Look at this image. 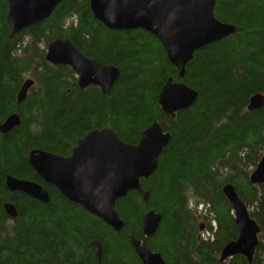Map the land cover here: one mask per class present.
<instances>
[{
    "label": "trees",
    "instance_id": "16d2710c",
    "mask_svg": "<svg viewBox=\"0 0 264 264\" xmlns=\"http://www.w3.org/2000/svg\"><path fill=\"white\" fill-rule=\"evenodd\" d=\"M7 6L0 0V127L14 114L21 123L0 132V264H98L95 240L102 244L100 264H143L130 236L145 240L167 264H264V183L251 181L264 157V108L248 110L253 96L264 95V0H216V18L235 32L194 54L182 81L199 98L174 118L163 112L159 94L168 78L181 79L151 33L111 30L94 18L90 0H64L49 19L11 40ZM60 38L120 70L110 96L97 86L82 90L72 68L46 61L48 44ZM27 79L35 84L19 104ZM154 121L172 140L153 176L141 179L150 198L132 191L117 201L125 223L119 232L66 200L29 164L32 150L68 157L79 139L105 127L136 145ZM7 175L46 187L50 203L11 192ZM227 184L261 228L251 262L242 255L220 261L224 247L239 238L223 193ZM5 203L15 205L16 219ZM150 210L163 219L146 239L142 219Z\"/></svg>",
    "mask_w": 264,
    "mask_h": 264
},
{
    "label": "water",
    "instance_id": "95a60500",
    "mask_svg": "<svg viewBox=\"0 0 264 264\" xmlns=\"http://www.w3.org/2000/svg\"><path fill=\"white\" fill-rule=\"evenodd\" d=\"M64 0H7V23L10 39L50 18ZM96 20L111 30L131 31L141 29L151 33L163 45L169 62L178 70L181 81L168 78L159 94L163 112L174 118L177 113L191 108L199 93L182 80L186 66L194 54L204 47L219 42L235 32V27L218 21L215 16L216 0H90ZM46 61L53 65L69 66L78 77L79 87L98 86L105 96L111 94L120 78V70L87 58L69 39H56L48 44ZM34 81H25L18 93V103H23ZM264 108V95L257 94L250 100L249 111ZM21 119L11 115L0 127L9 134L18 127ZM172 136L166 133L160 122L154 121L141 135L138 144L123 141L112 127L93 130L77 141L71 155L56 156L40 150H32L30 166L47 184L69 202L83 207L116 232L125 227L116 211L117 201L130 192L137 191L145 201L150 198L141 184L158 168L164 149ZM254 184L264 183V157L251 175ZM6 186L11 192H21L44 204L50 203L46 187L31 181L6 176ZM223 192L230 201L239 238L228 244L220 260L242 254L251 262L259 245L261 229L253 220L246 205L233 185L227 184ZM5 210L12 218L18 212L11 204ZM163 216L155 210L148 211L142 219L143 238L156 235ZM130 243L143 264H167L160 253L153 252L145 240L130 237ZM98 264L102 259V245L95 240L91 244Z\"/></svg>",
    "mask_w": 264,
    "mask_h": 264
},
{
    "label": "flooded vegetation",
    "instance_id": "af4514ba",
    "mask_svg": "<svg viewBox=\"0 0 264 264\" xmlns=\"http://www.w3.org/2000/svg\"><path fill=\"white\" fill-rule=\"evenodd\" d=\"M7 9H8V6H7ZM136 30H141V29H136ZM50 186H51V185H50ZM25 195H26V194H25ZM39 202H40V201H39ZM41 203H42V202H41ZM6 204H11V203H5V204H4V210H5V205H6ZM11 205H13V204H11ZM13 206H14L15 210L17 211L15 205H13ZM5 212H6V210H5ZM17 212H18V211H17ZM6 214L8 215L7 212H6ZM8 216H9V215H8ZM9 217H10V216H9ZM17 217H18V216H17ZM17 217H16V218H17ZM10 218L13 219V220L16 219V218H12V217H10ZM102 252H103V250H102Z\"/></svg>",
    "mask_w": 264,
    "mask_h": 264
},
{
    "label": "bare ground",
    "instance_id": "6f19581e",
    "mask_svg": "<svg viewBox=\"0 0 264 264\" xmlns=\"http://www.w3.org/2000/svg\"><path fill=\"white\" fill-rule=\"evenodd\" d=\"M105 26V25H104ZM108 28V27H107ZM124 31V30H123ZM205 48V47H204ZM22 87H23V85H22ZM21 87V88H22ZM21 90V89H20ZM108 96H110V95H108ZM115 131V130H114ZM35 150H40V149H35ZM40 151H43V150H40ZM43 152H46V153H50V154H54V153H51V152H47V151H43ZM30 154V153H29ZM54 155H56V156H60V155H57V154H54ZM56 190H57V188L56 187H54ZM117 211V210H116ZM119 214V213H118ZM121 218V217H120ZM122 220V219H121ZM123 221V220H122ZM124 222V221H123ZM131 237V236H130ZM133 237V236H132Z\"/></svg>",
    "mask_w": 264,
    "mask_h": 264
},
{
    "label": "rangeland",
    "instance_id": "374dc122",
    "mask_svg": "<svg viewBox=\"0 0 264 264\" xmlns=\"http://www.w3.org/2000/svg\"><path fill=\"white\" fill-rule=\"evenodd\" d=\"M103 25H104V24H103ZM204 236H207V233H205Z\"/></svg>",
    "mask_w": 264,
    "mask_h": 264
}]
</instances>
